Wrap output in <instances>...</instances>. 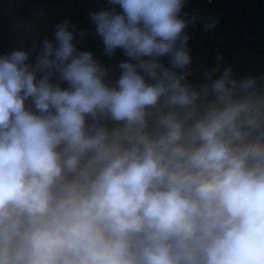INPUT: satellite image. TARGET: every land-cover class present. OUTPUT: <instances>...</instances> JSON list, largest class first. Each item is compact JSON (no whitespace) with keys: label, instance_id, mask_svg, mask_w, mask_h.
<instances>
[{"label":"clouds","instance_id":"clouds-1","mask_svg":"<svg viewBox=\"0 0 264 264\" xmlns=\"http://www.w3.org/2000/svg\"><path fill=\"white\" fill-rule=\"evenodd\" d=\"M189 2L0 50V264H264V75L194 67Z\"/></svg>","mask_w":264,"mask_h":264}]
</instances>
